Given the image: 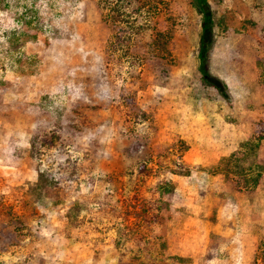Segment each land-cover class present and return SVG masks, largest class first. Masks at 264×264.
I'll return each instance as SVG.
<instances>
[{
  "label": "rangeland",
  "instance_id": "1",
  "mask_svg": "<svg viewBox=\"0 0 264 264\" xmlns=\"http://www.w3.org/2000/svg\"><path fill=\"white\" fill-rule=\"evenodd\" d=\"M202 1L207 68L225 94L198 71V0L151 16L132 3L148 24L130 48L128 24L94 0H0V264L252 263L264 0ZM247 141V176L220 171Z\"/></svg>",
  "mask_w": 264,
  "mask_h": 264
},
{
  "label": "trees",
  "instance_id": "2",
  "mask_svg": "<svg viewBox=\"0 0 264 264\" xmlns=\"http://www.w3.org/2000/svg\"><path fill=\"white\" fill-rule=\"evenodd\" d=\"M96 6L98 9H101L102 15L107 21H110L111 23L120 22V23H126L128 24L129 31L128 35L125 40V44L128 48L132 47V35L136 34V31L139 33L140 30L144 29V27L148 24L139 22L134 15H138L141 12L147 13L149 16L156 14L160 8L166 7V0H155V2L152 4L151 0H94ZM200 2V13L202 15L201 20V28L202 32L199 39V51H198V71L200 73V76L202 80L211 82V84L222 94H225L224 87H222L217 81H214L208 71L207 68V57H208V45L210 43L211 34H212V28H213V21L212 16L210 13V10L208 6L204 4L202 0H198ZM132 3H138L137 7L132 8L131 13L134 15H128L130 11H128L129 6L132 5ZM131 19V21L129 20ZM159 35V33L157 32ZM132 54V53H131ZM131 58L135 57V55H130ZM144 137V135H143ZM249 141L244 143V145H240V149L236 150L234 153L230 154L229 156L222 158V162H220V165L222 166L220 168L221 170L227 171L228 174L236 173L238 168V177L247 176L248 170H251V168H243L240 163L245 161L244 158V151L243 146L247 147L249 146ZM246 157V156H245ZM153 157H147L144 156L142 158V162L140 163V169L143 168V166H148V163ZM238 161V165H237ZM148 162V163H147ZM156 162V161H155ZM222 163V164H221ZM157 164V162H156ZM145 168V167H144ZM237 174V173H236ZM262 176V173L256 174V179H252L255 183L256 187L259 185L260 178ZM239 184V182H238ZM166 184H162L161 187L159 186V194L160 197L162 195H166V197L170 194V189L168 187H165ZM252 189V188H251ZM6 198V196H5ZM166 203V202H165ZM264 255V240H261L256 248H255V255L252 260L251 264H258L260 258Z\"/></svg>",
  "mask_w": 264,
  "mask_h": 264
},
{
  "label": "crops",
  "instance_id": "3",
  "mask_svg": "<svg viewBox=\"0 0 264 264\" xmlns=\"http://www.w3.org/2000/svg\"><path fill=\"white\" fill-rule=\"evenodd\" d=\"M9 130L6 121L0 120V138H4L6 132ZM18 143V142H17Z\"/></svg>",
  "mask_w": 264,
  "mask_h": 264
}]
</instances>
